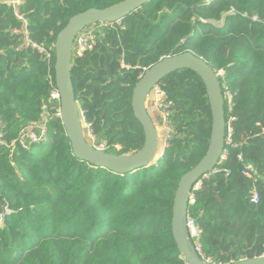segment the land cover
Returning <instances> with one entry per match:
<instances>
[{
    "label": "trees",
    "instance_id": "trees-1",
    "mask_svg": "<svg viewBox=\"0 0 264 264\" xmlns=\"http://www.w3.org/2000/svg\"><path fill=\"white\" fill-rule=\"evenodd\" d=\"M122 1L22 0L15 9L0 0V134L9 145L49 114L45 143L0 146V214L12 211L0 223V264H186L173 205L210 144L202 79L184 69L159 84L170 104V131L160 137L169 140L154 165L125 175L77 159L52 109L60 104L50 101L60 32L72 17ZM120 22L97 32L82 56L73 53L88 132L106 152L139 151L145 132L132 97L141 76L179 54L203 58L222 84L226 138L229 124L232 133L225 158L192 191L188 217L200 235L191 240L212 264L264 257V0H151ZM27 40L50 50V62Z\"/></svg>",
    "mask_w": 264,
    "mask_h": 264
},
{
    "label": "water",
    "instance_id": "water-1",
    "mask_svg": "<svg viewBox=\"0 0 264 264\" xmlns=\"http://www.w3.org/2000/svg\"><path fill=\"white\" fill-rule=\"evenodd\" d=\"M151 0H124L105 9H89L72 17L57 38L55 46V80L60 93L62 124L73 154L94 167L116 174H129L154 165L162 156L160 133L151 117L147 102L156 86L167 76L184 69L192 70L204 82L212 112V131L208 150L192 170L182 176L174 198L172 234L186 264H212L203 259L192 243L188 228V208L196 184L212 172L222 160L226 146V110L222 84L218 75L203 59L186 52L161 60L146 70L136 84L132 107L145 132L144 146L131 155H115L96 150L85 136L84 119L72 81V60L77 36L94 24L122 20L141 9ZM198 226V221H195ZM230 264H264V257Z\"/></svg>",
    "mask_w": 264,
    "mask_h": 264
},
{
    "label": "built area",
    "instance_id": "built-area-1",
    "mask_svg": "<svg viewBox=\"0 0 264 264\" xmlns=\"http://www.w3.org/2000/svg\"><path fill=\"white\" fill-rule=\"evenodd\" d=\"M212 1L213 0H207L208 3L212 2ZM6 3L9 6H13L15 9H17L18 6L22 3V0H6ZM254 20H257V18H254ZM115 24L120 25L121 24L120 20L115 21V22L99 23V25L94 24L93 26H89L88 28H86L82 32H80L79 35L77 36V38L75 40V44H74V51L76 52V54L79 56H82L86 51L91 50L93 48V45L95 44L97 32L101 31L102 28H110V27L114 26ZM27 41H28L29 45L31 44L33 48H35L41 55L44 56V58L48 62H50V60L52 59V52L50 50L46 49L45 47H43L41 45L31 43L29 40H27ZM151 94L153 95V98H154V106L160 114V119L162 121L163 130L164 131H170V129L168 127V116L170 115V104L166 102V95H165L164 91L158 85L154 88V90L152 91ZM50 101L51 102L52 101H58L60 104V93H59L57 86L53 87ZM229 103L231 104V99H230ZM52 109L55 110L56 116L60 117L61 106H59L57 108L53 107ZM48 121H49V114L46 113V111H45V116H44L43 120H41L39 122L32 123L31 125L22 129L18 138L15 141L11 142V144H9V145L5 143L3 135L0 134V146L8 145L12 149L15 148L16 146H18V147L28 151L33 145H40L42 143H45L48 139V131H47ZM231 133H232V129H231L230 124H229L228 135L226 138V141H228V143L231 141ZM89 136L92 139V142L90 144L96 150L106 151L107 146L105 143L96 144L93 135L89 133ZM168 140H169V136L166 135L165 144H164V147L162 149L161 155L164 152V148L166 147ZM224 158H225V156L223 155L222 160ZM249 168L251 169L252 167H249ZM214 172H215V169L212 172H210L209 174L205 175L203 178H208L209 175H211ZM200 186H201V180L196 184L195 188L198 189ZM253 201L258 202L257 193H255ZM191 202H193V196H192ZM9 214H12V211L6 207L4 209V212L2 214H0V223H3L5 216L9 215ZM188 228H189V233H190L191 238L198 239V237L200 235V230L197 226H195V221L193 219H191L190 217H188ZM195 248L197 251L200 252L201 249H200L199 243H196Z\"/></svg>",
    "mask_w": 264,
    "mask_h": 264
},
{
    "label": "crops",
    "instance_id": "crops-1",
    "mask_svg": "<svg viewBox=\"0 0 264 264\" xmlns=\"http://www.w3.org/2000/svg\"><path fill=\"white\" fill-rule=\"evenodd\" d=\"M147 107H148L149 113H150L151 117L153 118V120L155 121V123L156 124L157 123L160 124V120H161L160 119V114H159V112L157 111V109L154 106V98H153L152 94H151V96L148 99Z\"/></svg>",
    "mask_w": 264,
    "mask_h": 264
},
{
    "label": "rangeland",
    "instance_id": "rangeland-1",
    "mask_svg": "<svg viewBox=\"0 0 264 264\" xmlns=\"http://www.w3.org/2000/svg\"><path fill=\"white\" fill-rule=\"evenodd\" d=\"M157 129L159 130L160 136L163 137V135H164V130H163V127L161 126V124H158V125H157ZM84 130H85V136H86L87 140L91 143V142H92V139H91L90 136H89L88 128H87L86 125H84ZM162 137H160V138L162 139ZM164 144H165V138H164V140L162 139V141H161V143H160L161 146H160V152H159V153L162 152V149H163V147H164Z\"/></svg>",
    "mask_w": 264,
    "mask_h": 264
}]
</instances>
